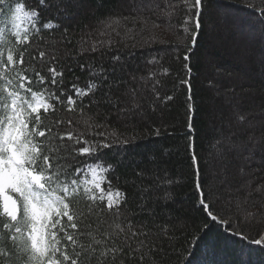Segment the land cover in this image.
I'll return each mask as SVG.
<instances>
[{"label": "snow or ice", "instance_id": "obj_1", "mask_svg": "<svg viewBox=\"0 0 264 264\" xmlns=\"http://www.w3.org/2000/svg\"><path fill=\"white\" fill-rule=\"evenodd\" d=\"M142 2L155 4L156 0ZM68 3L70 0H0V264H193L200 242L213 225L241 241L264 247V230L250 237L241 227L240 216L228 218L229 212L239 210L238 196L245 191L264 193V186L244 182L234 187L209 172L190 132L186 152L196 194L194 206L200 214L190 224L195 231L185 232L178 240L172 229L156 219L153 206L161 201L145 199L160 189L162 181L156 168L133 169L121 183H113L120 179L116 172L124 166L119 157L126 155L137 141L135 136H110L104 129L110 121L133 127L148 123L145 105L138 100L139 88L128 87L129 82L135 85L144 78L127 72L125 60L130 61L134 53L129 50L122 60L123 53L117 51L111 56L109 67L77 65L92 78L86 87H77L71 81L66 85L65 71H73L71 66L66 69L52 52L29 51L42 32L56 30L67 34L63 25L69 18ZM182 3L187 9L182 30L190 36L182 58L188 73L206 5L205 0ZM149 11L152 19L160 22L162 16L169 14L157 13L155 8ZM257 14L264 20V12ZM151 22L150 18H143L144 29ZM156 42L154 36L146 41ZM100 43L91 45L90 51L95 53ZM48 57L51 60L46 71L32 67ZM180 83L191 89L189 78ZM152 95L161 99L159 92L153 91ZM164 99L172 101L173 97ZM184 103L190 117L191 96ZM57 106L67 113L103 107L104 113L97 112L103 122L94 124L91 132L65 130L53 135L55 128L66 125L71 129L76 123L71 118L56 119L54 125L46 123L49 115H56ZM247 120V114L232 104L214 142L218 146V171L224 168L226 158L239 151L244 139L240 126ZM187 127L192 128L190 120ZM153 132L159 137L161 128L153 127ZM155 164L157 160L150 157L149 165ZM137 181H146L153 187H142ZM166 183L171 185L174 181L167 179ZM81 200L86 202V212L79 208ZM222 202L232 207L218 208ZM133 203L137 211L129 215L128 207ZM251 215L245 212L244 219ZM141 216L146 219H135Z\"/></svg>", "mask_w": 264, "mask_h": 264}, {"label": "trees", "instance_id": "obj_2", "mask_svg": "<svg viewBox=\"0 0 264 264\" xmlns=\"http://www.w3.org/2000/svg\"><path fill=\"white\" fill-rule=\"evenodd\" d=\"M166 4L170 7L166 8ZM205 5L202 27L190 56L188 73L185 72L182 58L190 36L182 30L187 14L182 0H156L155 4L142 0H70L67 4L69 18L63 25L67 34L56 30L45 31L29 46V51L35 49L36 52L54 53L66 69L71 66L74 70L65 71L64 82L66 85L70 81L76 82L77 87L82 88L92 78L88 71H80L78 64L109 67L113 53H123L122 60H125L129 50L134 53L130 61L125 60L127 72L144 79L135 85L129 82L128 87L139 88L138 100L145 105L148 113L145 120L148 123L133 127L127 123L108 122V127L104 129L108 135L121 138L135 136L137 141L128 148L126 155L119 157L124 166L116 172L120 179L113 183H121L124 177L131 175L133 169L145 166L156 168L162 181L160 189L154 190L145 199L161 201L153 206L156 219L162 226L172 229L178 240L185 232L195 231L190 224L193 218L200 215L194 206L196 194L186 152L188 133H191V138L202 152L208 171L228 182L234 183L233 178H240L235 184L240 183L241 186L246 182L244 175L249 172L250 166L246 167L240 160L246 159L249 165V161L262 154L258 148H252L248 137L252 139L256 130L253 127L254 116L250 115L255 109L264 107V20L257 14L264 12V0H205ZM149 8H155L157 13L164 11L169 14L162 16L163 22H160L152 19L153 13ZM253 8L257 11L250 10ZM145 17L152 20L147 29H144ZM153 23L158 26L153 27ZM24 26H28L26 22ZM153 36L158 42L146 43ZM97 41L101 43L93 53L90 48ZM32 54L35 55V52ZM50 60L48 57L45 61H37L32 67L46 71ZM186 77L190 79V90L180 83ZM120 91H125L123 84ZM153 91L159 92L161 99L153 97ZM167 96H172L173 100L166 101L164 98ZM189 96L193 101L188 106L192 108L190 117L184 103ZM98 98L99 94L93 97L94 100ZM232 104L238 105L247 114L248 120L240 126L244 139L239 151L226 158L224 168L218 171V146H214V142L219 138ZM97 112L104 113L105 109L101 107L89 111L86 107L82 113H67L57 106L56 115H49L45 122L54 125L56 119L66 121L69 118L76 122L71 129L66 125L55 128L53 135L65 130L91 132L94 124L103 122L98 119ZM189 120L191 129L187 127ZM153 127L161 128L159 137L153 132ZM253 149L256 151L251 157ZM150 157L156 159L157 164L149 165ZM254 177L255 180L249 184L264 186V169ZM167 179L174 183L167 184ZM255 181L257 184L254 185ZM220 182L214 181L215 184ZM137 183L142 187H153L146 181ZM168 195L171 196L170 200L167 199ZM237 201L239 210L229 212L228 218L240 216L241 227L250 237L264 230V193L253 191L249 194L246 191ZM225 207H228L226 202L218 205V208ZM79 208L86 212V202L81 200ZM128 211L129 215L135 213L136 204H130ZM245 212L251 213V217L244 219ZM92 227L95 229L96 224L93 223ZM184 255L187 257L188 254ZM193 264H264V247L241 241L239 237L213 225L200 242Z\"/></svg>", "mask_w": 264, "mask_h": 264}, {"label": "rangeland", "instance_id": "obj_3", "mask_svg": "<svg viewBox=\"0 0 264 264\" xmlns=\"http://www.w3.org/2000/svg\"><path fill=\"white\" fill-rule=\"evenodd\" d=\"M251 116H254L253 127H255L256 130L254 131L252 139H249L248 142L250 145H253L252 148H254V147H255V149L258 148L262 152V154H261V156L257 155L258 157L256 159L249 161V165H248V162L246 161V159L240 160V163L242 162L243 165H245L246 167L250 166L249 172L246 175H244L245 176L244 180L247 183H252L255 180L254 175L256 173H260L262 171V169H264V107H259L258 109H255V112L252 115H250V117ZM256 116H258V117L256 118ZM253 151H256V150L253 149L251 151V154H252L251 157H254L253 154H255V153H253ZM237 160L238 159H236V161ZM239 169H241V167ZM244 173H246V172H244ZM239 179L240 178H238V179L233 178L234 183L231 181L230 182L231 185H233L234 187H240L241 186L240 183L235 184V182L238 181ZM255 184H257L256 181L254 182V185ZM245 192L242 193L240 196H238L237 200L239 197L243 196L245 194ZM228 207H229V205H228Z\"/></svg>", "mask_w": 264, "mask_h": 264}]
</instances>
